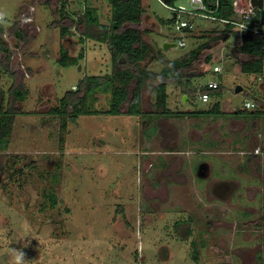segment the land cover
Returning <instances> with one entry per match:
<instances>
[{"label":"rangeland","instance_id":"374dc122","mask_svg":"<svg viewBox=\"0 0 264 264\" xmlns=\"http://www.w3.org/2000/svg\"><path fill=\"white\" fill-rule=\"evenodd\" d=\"M175 1V4L188 5L186 0ZM87 6L97 9L101 23L110 22L109 0H68V11L77 18ZM142 6L141 23L131 25L139 28L142 39L152 47L151 56L143 63L151 71L159 72L162 68L152 57L157 51L171 61L187 57L191 50L205 43L198 54L202 62L194 64L202 72L195 75L191 83L197 90L210 81H216L218 86L208 88L210 98L203 101L200 92L182 93L181 87L169 85L165 107L187 113L188 109L210 110L221 102L225 112L215 120L200 118L195 124L190 123L195 121L191 116L176 120L166 113L162 115L176 134L174 147L178 150L189 129L204 122L200 134L211 136L214 149H209L205 142H195L192 147L183 149L192 152L188 157L209 159L213 178H227L231 171L220 170L224 158L222 163L221 157L214 154L215 149L245 152L259 146L264 150V116L231 112L232 109L243 110L244 101L251 96H258L259 107L264 109V84H261L264 80L260 83L258 74L241 70V62L249 56L236 51L240 38L213 39L217 33L212 29L223 26L222 23L197 19L196 31L184 33L185 45L178 46L180 32L169 23L173 11L159 0H142ZM59 8L58 0H50V3L0 0L5 27H12L24 10L31 9L33 26L38 29L33 32V29L22 28V45L16 51L19 67L13 72L15 85L27 91L26 97L18 100L9 96V87L14 85L10 74L4 73L0 85L2 110L11 105L14 116L8 148L0 149V264H9L7 248L23 251L25 264H202L192 257L195 253L189 248L190 239L182 240L177 236L178 230L188 231L182 223L186 214L180 210L188 212L190 208L185 199L179 210L175 200H184L183 196L191 200V194L186 196L178 189L173 190L169 201L158 203L159 207L149 206L144 198L147 192L143 187L151 179L148 166L161 161L158 151L174 148L170 147L174 140L164 147L152 139L140 141L143 131L152 132L151 127L143 126L151 121L146 114L143 117L129 113L80 115L75 123L68 124L66 121L62 124V117L48 114L50 108L58 105V99L82 78L111 71L106 44L86 36L79 43L80 34L76 29L64 38L59 37V28L52 26L54 20V24L59 25ZM258 16L264 19V6ZM164 43L174 45L164 49ZM62 46L74 55L69 64L62 65L56 60ZM47 47V55L42 54ZM80 52L83 58L76 56ZM208 57L209 61L205 62ZM214 65H220L221 72H215ZM154 82L140 90V107L151 115L162 110L155 105L151 88ZM237 86L242 90L236 92ZM131 91L132 87L129 97ZM95 97L93 108L108 109L109 94L98 92ZM126 109L124 104L121 110ZM237 117H240L239 122L227 126L229 118ZM233 135L243 140H234ZM188 136L191 140L202 138L195 133ZM145 145L148 150L142 149ZM143 150L148 151V155ZM241 155L235 152L229 158L230 165H236ZM147 158L148 162L144 163ZM250 165L254 166L252 162ZM174 191H178L177 196ZM161 197H157L158 200Z\"/></svg>","mask_w":264,"mask_h":264},{"label":"flooded vegetation","instance_id":"af4514ba","mask_svg":"<svg viewBox=\"0 0 264 264\" xmlns=\"http://www.w3.org/2000/svg\"><path fill=\"white\" fill-rule=\"evenodd\" d=\"M46 1L50 3V0ZM58 1H60L59 12L57 11V19L59 20V25L57 26V24H54V20L52 26L59 28V37L64 38L67 35L72 34V29H76V32L80 34V36H82L83 34L77 30L76 24L78 23V19L84 13L86 7L81 11L78 18L72 14L70 20L73 22L72 24H70V26H68V31L63 33L62 27L66 25L67 21H70L68 18H63L62 16L64 11H68V0ZM159 1H163L165 4H169L174 2L175 0H170L169 2H165L164 0ZM63 5H65L66 7L64 8ZM174 17L175 15H172V18ZM140 23L141 21L138 23V25ZM33 24L34 13L31 9H28L24 10L21 13L19 19L13 23L12 27L4 26V30L2 31V38L0 40V64L3 69V75L4 73L10 74L14 78L13 72H15L17 67H19V59L16 51H18L19 47L22 45V28L26 31L33 29V32H37L38 29L33 26ZM172 24H174V21ZM79 37V43L83 42L84 39L80 41ZM63 49H65V47L62 46L61 50ZM48 50L49 48L47 47L42 54L45 55ZM65 50L67 51V55L74 59V55L70 54L67 49ZM80 54L81 52L76 56L81 57ZM59 57L60 54H58L56 58L57 61ZM21 69L23 72V65H21L20 71ZM25 75H27V73ZM11 87L16 88L15 78L14 85ZM75 87L73 89H75ZM181 90L183 93L184 89H182V87ZM195 92H200L201 94V91L197 89L194 90L193 94L189 92H187V94L194 95ZM0 93L2 96L3 91L1 90ZM9 96L11 97L10 94ZM130 97L128 99H130ZM186 97L187 96H185V98ZM128 102L129 100L122 104V106L126 104L127 108L126 111H122V113H127ZM255 106L249 109L244 107L243 110H233L232 108L230 109H232V113H236L239 115L245 114L246 111H251L255 108ZM167 109L168 111L172 112V115L167 117H175V119H179L178 117L191 116V118L195 120L193 122H190L191 124L196 122L197 120H200V118L210 120L211 117V121L215 120L221 117L225 112L222 110L221 102L219 103V109L221 111L220 113L193 114L191 112L194 111L192 109H188L187 113L183 112V115H177L176 112L181 111L172 110L170 108ZM161 111H154L153 113H155V115H151L152 113L143 111L144 114L147 115V118L149 117L151 119V121H147L145 124H143V126H145V128L151 127L152 130V132L147 131V133H144L143 131V137L142 140H140L143 143L145 141L150 142L152 139V141L157 142V144L161 142L162 147H164L168 141L174 140L176 134L172 131V126L165 123L166 119L165 116L162 115ZM227 112H229V110ZM48 114H50L49 111ZM144 114L135 115L143 117ZM50 115L53 116L52 114ZM13 118L14 116L12 117V119ZM239 119L240 117L229 118L226 121L227 126H233L232 122H239ZM76 120L74 122L67 121V124L75 123ZM203 124L205 123L201 121L200 126L197 127L201 130L200 132L194 130V127H191L189 129V132L186 135V138H184L183 144L180 145L179 150L175 149L176 147L174 146L177 145V141L175 143L174 140L173 142H171L172 146H170L174 148L162 149L158 151L157 154L160 156L161 161L157 160V164L154 165V163H151L152 165H149L147 168L148 170L151 169V179H148L143 187L144 192H147V194H145L147 195V197L144 196V198L146 199L149 206L151 204L158 206V203L169 201L170 193L173 190L178 189L182 193V195L186 194V196L191 194V200L190 198L188 199V197L185 196H183L184 200H174L177 201L176 206H179V210L182 209L184 202L187 201L186 204L189 205L190 210L188 212L185 210H180V212H184L186 214V216L182 220V223L185 224L184 229H187L188 231L182 232L181 230H178L179 232H177V236L182 240H186L187 238L190 239L189 248L195 253L192 255V257H194L196 261H199L202 264H264V150H262L259 146L253 148V150L245 152L239 150L233 151L229 149L217 151L215 149L214 154H216V156L218 157H221L222 163L224 158V163L221 164L220 170L224 173H226L227 171H231L227 178L215 179L213 178V165L209 159H198L199 157L193 156L188 157L187 155L192 152H190L189 149H183L192 147L195 142H205L209 149H214L211 148V146L215 145V143L211 139V136H208V134H206L205 136L203 134H200L203 130ZM190 133H195L202 138L199 140L196 138H192L191 140L188 136ZM214 135L215 134H213V136ZM234 137V140H243L239 136ZM8 145L6 146V148L0 147V149L5 151L7 150ZM142 149L148 150V147L145 145ZM208 152L209 151H206V153ZM235 152L242 154V159H239L240 161L236 165L231 166L229 163V158L233 154L235 155ZM143 153H146V155H148V151L143 150ZM145 162H148V158L144 161V163ZM251 162L254 166H248ZM197 179L199 181H196ZM174 193L175 196H177L178 191H174ZM159 196H162L160 200H158L157 198Z\"/></svg>","mask_w":264,"mask_h":264},{"label":"trees","instance_id":"16d2710c","mask_svg":"<svg viewBox=\"0 0 264 264\" xmlns=\"http://www.w3.org/2000/svg\"><path fill=\"white\" fill-rule=\"evenodd\" d=\"M204 1L209 7L215 8L213 0ZM232 1L218 0V6L214 11V15L219 18L235 20ZM109 3L111 5V19L109 23H101L96 9L86 7L84 13L78 19L76 28L83 34L82 36L106 44L110 53L111 72L104 75L85 76L79 81L75 89L67 91L59 99L56 107L49 109L50 114L62 117L64 120L62 124H65V121L74 122L80 115L98 113L120 114L122 113L121 106L127 100H129L127 113L143 115L144 112L140 107V90L150 85L152 80H155L151 86L155 94V105L157 108L161 107V113H166L168 116L172 115V112L168 111L165 107L169 85L183 87V93H194L195 88L192 86L191 79L202 72L199 68L194 67V64L202 62L198 54L202 47L205 46V43L196 50H191L187 57L171 61L164 59L160 51H157V55H153L152 57L162 64V68L159 72L151 71L143 63L148 56H151L152 47L142 39L141 31L131 25L138 24L141 21V16L144 12L142 0H109ZM63 6L64 8L66 7L65 5ZM63 14V18H68L69 20L72 17L69 11H64ZM169 21H171L169 23H173L174 18H171ZM69 22L72 24L73 21L70 20ZM220 23L223 26L212 29L217 33V36L213 39L226 41L231 36L240 38L238 49L235 48V50L237 49V52L249 56L248 60L241 62V70L256 73L260 76L264 70V34L248 30L239 31L230 22ZM68 26L70 25L66 24L62 27L63 33L68 31ZM197 26L194 29L185 28L183 31H180L178 39H183V35L186 32L196 31ZM82 36L79 37L80 41L83 40ZM72 59L67 55V51L63 49L58 62L65 65L69 64ZM209 59L210 57L205 59V62H208ZM259 82L261 83V81ZM130 87H132V91L131 97L128 99ZM198 90L201 93L205 91L209 92L206 86H202ZM98 92L110 95L108 109L97 110L93 108L96 101L95 93ZM9 94L14 99L23 100L27 95V91L19 88V86L16 88L11 87L9 88ZM257 97L251 96V99L249 98L256 106L251 111L246 112L249 115L264 116V109L259 107L258 102L260 101ZM2 100L3 97H1ZM11 108V105H9L6 110H2V106L0 105L1 148H6L9 143L13 117ZM220 112L219 103H215L210 110L194 111L191 113L210 114ZM176 113L177 115L184 114L183 112Z\"/></svg>","mask_w":264,"mask_h":264},{"label":"built area","instance_id":"2783aa9c","mask_svg":"<svg viewBox=\"0 0 264 264\" xmlns=\"http://www.w3.org/2000/svg\"><path fill=\"white\" fill-rule=\"evenodd\" d=\"M188 1V5L185 4H175L176 1L165 4L163 1H160L164 6L169 8L173 13H175L174 17V29L176 31H183L185 28L194 29L197 24V19L204 20H212L216 22H230L234 24L235 28L239 31L248 30L254 33H263L264 34V19H260L258 16L259 8L257 6H252L250 0H233L232 8L235 13V20H228L224 18H219L214 15V11L218 6V0H213V5L215 4V8L209 7L204 0H186ZM238 18V19H237ZM4 17L2 12L0 11V40L2 38V31L4 30L3 25ZM178 46H183L185 44L184 39L179 38L176 43ZM1 51V47H0ZM220 65H214L213 70L215 72H221ZM3 77V69L0 64V85ZM258 81L264 80V70L263 73L258 76ZM207 88H216L218 83L216 81H210L207 85ZM201 99L203 101L208 100L209 93L202 92L200 94ZM255 103L246 99L244 101L245 108H253Z\"/></svg>","mask_w":264,"mask_h":264},{"label":"clouds","instance_id":"9594fccd","mask_svg":"<svg viewBox=\"0 0 264 264\" xmlns=\"http://www.w3.org/2000/svg\"><path fill=\"white\" fill-rule=\"evenodd\" d=\"M6 251L10 257L9 264H25V253L23 251L17 248H7Z\"/></svg>","mask_w":264,"mask_h":264},{"label":"water","instance_id":"95a60500","mask_svg":"<svg viewBox=\"0 0 264 264\" xmlns=\"http://www.w3.org/2000/svg\"><path fill=\"white\" fill-rule=\"evenodd\" d=\"M165 2H169L170 0H164ZM250 3L252 6H257L259 9H262L264 6V0H250ZM175 15V13H173V16ZM174 44L172 43H164V49H167L168 47H172ZM242 90L241 86H237L235 91L239 92Z\"/></svg>","mask_w":264,"mask_h":264},{"label":"crops","instance_id":"0c3cea01","mask_svg":"<svg viewBox=\"0 0 264 264\" xmlns=\"http://www.w3.org/2000/svg\"><path fill=\"white\" fill-rule=\"evenodd\" d=\"M209 93V92H208ZM185 99H187V97L185 98ZM231 108V107H230ZM172 118H175V117H172ZM185 118V117H184ZM177 120V119H176ZM195 124V123H194ZM194 130H197V131H201L200 129H198L197 127H194Z\"/></svg>","mask_w":264,"mask_h":264}]
</instances>
